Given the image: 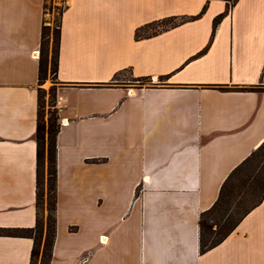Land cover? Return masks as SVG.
Listing matches in <instances>:
<instances>
[{
    "label": "crops",
    "instance_id": "1",
    "mask_svg": "<svg viewBox=\"0 0 264 264\" xmlns=\"http://www.w3.org/2000/svg\"><path fill=\"white\" fill-rule=\"evenodd\" d=\"M43 3L0 0V230L38 217ZM206 4L64 0L50 264H264V198L199 252L200 215L264 143V0H238L215 28L227 6ZM32 248L0 236V264H30Z\"/></svg>",
    "mask_w": 264,
    "mask_h": 264
},
{
    "label": "trees",
    "instance_id": "2",
    "mask_svg": "<svg viewBox=\"0 0 264 264\" xmlns=\"http://www.w3.org/2000/svg\"><path fill=\"white\" fill-rule=\"evenodd\" d=\"M46 1L43 3V14L45 16ZM213 0H206L208 4ZM223 1L227 8L226 12L216 17L213 21L215 28L227 11L233 7L238 0H219ZM64 0L62 6L54 9L58 15V25L56 27L53 47L52 72L57 73L58 49L60 41L61 17L64 11ZM204 6L203 14L207 8ZM186 21L185 19L175 22L173 20L163 21L145 28L138 29L135 33L136 38L142 37L148 29L155 25L165 29L167 24L175 26L178 23ZM48 32L49 27L43 21L39 48V85L45 80L48 70ZM154 32L150 35H153ZM147 34L146 36H150ZM38 90V118L35 132L36 141V208L38 217L36 226L33 229H5L0 230L2 237H19L33 240V248L30 255V264H34L37 258L39 248L42 242L44 227L40 221V208L42 204V186L44 179V166L46 165L47 175V198L49 201L50 216L45 228V239L43 243L42 263L50 264L52 248L55 238V209H56V137L59 131V125L56 118L51 116L47 127L45 126L40 114V92ZM55 96V95H54ZM257 161V163H256ZM256 163L253 170L249 171L251 164ZM256 195V200L250 202L249 198ZM264 198V143L254 151L244 162H242L224 181L219 196L214 205L200 215L199 219V252L204 254L218 246L234 230L239 221L246 216L252 209L258 206Z\"/></svg>",
    "mask_w": 264,
    "mask_h": 264
},
{
    "label": "rangeland",
    "instance_id": "3",
    "mask_svg": "<svg viewBox=\"0 0 264 264\" xmlns=\"http://www.w3.org/2000/svg\"><path fill=\"white\" fill-rule=\"evenodd\" d=\"M64 5V3H63ZM62 6V0H47L46 1V11H45V24L49 27L48 32V45L46 46V49H48V70L45 77L44 82L42 83V91L40 92V114L41 118L47 127L48 121L51 118V116H54L56 118V122L58 124V112L54 107L55 100H56V88L58 87L55 75L52 72V62H53V47H54V36L56 27L58 25V15L55 7ZM169 24H167L168 26ZM159 30V28H152V30H147L145 34H150L153 31ZM118 81L124 82L126 85L131 86H138V85H145L146 81H136L132 79L129 74L123 73L120 76L116 78ZM55 95V96H54ZM257 163V161H256ZM256 163L251 164L249 167V171L253 170ZM250 202H253L256 200V195H252L249 198ZM50 216L49 212V201L47 198V175H46V165H45V173H44V179H43V186H42V204L40 208V221L43 222L44 227V234L42 238V242L39 248V253L37 258L34 260V264H41L42 263V252H43V243L45 239V228L46 224L48 222V218Z\"/></svg>",
    "mask_w": 264,
    "mask_h": 264
},
{
    "label": "built area",
    "instance_id": "4",
    "mask_svg": "<svg viewBox=\"0 0 264 264\" xmlns=\"http://www.w3.org/2000/svg\"><path fill=\"white\" fill-rule=\"evenodd\" d=\"M64 106H65V99L61 96H57L54 104V107L57 110V112L58 113L61 112L64 109ZM61 124L63 123L61 122Z\"/></svg>",
    "mask_w": 264,
    "mask_h": 264
}]
</instances>
